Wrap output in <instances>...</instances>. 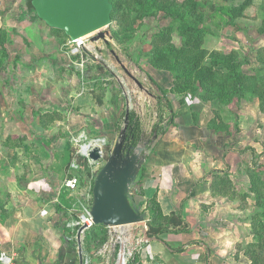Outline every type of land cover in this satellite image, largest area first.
Masks as SVG:
<instances>
[{"label": "rangeland", "instance_id": "rangeland-1", "mask_svg": "<svg viewBox=\"0 0 264 264\" xmlns=\"http://www.w3.org/2000/svg\"><path fill=\"white\" fill-rule=\"evenodd\" d=\"M29 1L0 0V171L10 169L11 164L5 158H23L20 171L33 168L48 173V177L49 174L59 176L61 180L70 175L71 164L77 161L82 165V170L77 173L83 180V191L70 198V193H63L70 219L81 215L84 205L89 204L90 197L93 198V176L105 165L111 150L108 146L104 158L92 161L91 165L79 153L83 146L105 138L102 124L95 121V114L100 113L99 119L103 116L112 119L116 106H120L123 112L127 104L130 108L132 105L140 118L138 130L151 137L154 123L160 132L165 129L163 124L169 121V99L171 103L180 100L174 94L165 93L173 88L174 77L153 67L156 49L165 54L171 48L190 50L192 47L195 50H192V56L199 57L204 64L211 61V56L216 58L215 54L224 57L234 54L233 62L240 64L239 71L264 80V64L259 61L264 59V51L259 55L264 49V0H250L251 5L238 19L232 18L231 10L243 6L248 0H196L202 4L205 2L196 8L191 0H112L113 6L117 7V17L105 29L110 35L107 42L100 41L99 46V42L93 45L89 41L90 48L83 57L69 56L70 38L41 23L37 13L29 8ZM171 3L187 10L184 22H177L175 17L167 14ZM168 26L172 28L171 32H167ZM179 28L192 30L180 31ZM202 30L204 33H199ZM97 45L105 54L98 58L93 52ZM125 68L143 84L144 89L141 90L129 77ZM214 70L218 74L212 90L207 93L214 99L202 104L201 128L213 118L215 111L223 107L213 89L226 81L224 76L229 71L222 63ZM225 88H228V94H233L232 98L237 96L238 89L230 83L224 85L223 91ZM189 97L192 98L190 105L202 103L199 97ZM240 99H234L224 109V124L230 125V135L226 137H233L230 142L235 141L229 150L232 152L230 167L234 177L215 174L214 180H225L227 184L223 191L227 195L221 201L225 210L220 211L217 221L231 216L233 220L226 219L224 226L240 234L237 257L231 255L230 261L252 264L245 253L261 242L252 225L264 223V216L260 213L262 209L250 178L257 176L264 181V112L260 110L259 101L248 92ZM163 105L167 109L163 111L167 112L164 118L159 115ZM123 115L119 118L118 134ZM179 131H174L176 141H173V147L180 149L183 143L179 140ZM201 133V130L196 132L198 139L203 138ZM106 135L110 142L114 139L111 131H106ZM218 140V137L211 138L215 146ZM213 150L214 156L219 158L222 155L215 147ZM241 152H248L243 155L249 160L256 158L258 166L252 164L254 167H249V180L241 179L235 166L238 158H243ZM150 163L154 164L155 159ZM15 165L16 162L12 164L13 173L18 171ZM238 165L243 166L242 161ZM142 177L139 176L133 192L138 201L142 199ZM9 180L5 178V181ZM130 227H121V231ZM99 228L87 234L93 262L84 257L83 264H117L121 244H117L115 250L109 249L111 253L106 252V244L115 234L107 227H101L100 231Z\"/></svg>", "mask_w": 264, "mask_h": 264}, {"label": "crops", "instance_id": "crops-1", "mask_svg": "<svg viewBox=\"0 0 264 264\" xmlns=\"http://www.w3.org/2000/svg\"><path fill=\"white\" fill-rule=\"evenodd\" d=\"M41 23L47 26L44 21ZM176 97L180 99L176 103H171L170 99L167 102L171 111L169 124L165 126L162 122L165 133L140 173L141 177L143 174L142 199L136 200L147 213L148 226L154 223L164 232L151 237L150 244L131 264H237L230 258L231 255L237 257L240 234L224 226L226 219L233 220L231 216L218 223L220 211L225 210L221 201L227 194L218 195L213 186L215 174L234 177L230 167L232 152L229 150L235 141L230 142L233 137L214 134L207 125L201 128L204 103L190 105L192 98L188 96L182 104L181 98ZM127 105L123 112L120 106H116L112 119L111 116L99 119L100 113L95 114V121L102 124V136L107 137L110 149L118 136L119 118L125 114ZM164 106L159 114L162 118L167 113L163 112L167 110ZM131 113L135 114V121L138 120L140 125V118L132 105ZM153 125L152 131L157 123ZM108 130L114 138L111 142L106 135ZM177 130H180L179 140L183 143L180 149L173 147V141H176L173 134ZM199 130L203 138L198 139L196 132ZM216 137L219 139L215 142L217 146L211 141ZM213 147L222 153L219 158L212 154ZM239 154L243 157L235 164L239 177L249 180V167H254L252 164L258 166L256 158H245L243 154L248 152ZM5 159L11 165L9 170L3 168L0 171V264H81L80 246L66 228L70 221L67 207L60 213L57 211L59 204H53L57 198L62 199L66 178L59 180V176L53 177L52 174L48 177V173L33 168L20 171L23 158ZM153 159L155 163L151 164ZM241 161L243 166L238 165ZM15 162L17 173H13L12 164ZM5 178L10 180L5 181ZM133 192L134 189V196ZM152 207L156 210L154 215L151 214ZM88 232L83 237L84 248H81L85 258L91 261Z\"/></svg>", "mask_w": 264, "mask_h": 264}, {"label": "water", "instance_id": "water-1", "mask_svg": "<svg viewBox=\"0 0 264 264\" xmlns=\"http://www.w3.org/2000/svg\"><path fill=\"white\" fill-rule=\"evenodd\" d=\"M32 6L38 17L50 28L63 31L73 41L90 36L89 41L96 44L100 41L107 42V37L110 36L105 29L112 25L114 6L111 0H33ZM125 70L139 88L144 89L143 84L128 69ZM162 139L163 134L157 132L151 137L142 133L136 143L128 104L109 158L94 180L90 214L96 226H146L147 213L142 211L143 205L136 202L132 191L148 157ZM134 143L136 144L133 145ZM102 158L101 148H94L90 152L92 161L98 162ZM85 229L86 226L78 233L79 243ZM80 244L79 253L83 264ZM120 251L123 252L124 248ZM117 264H124L123 255H119Z\"/></svg>", "mask_w": 264, "mask_h": 264}, {"label": "trees", "instance_id": "trees-1", "mask_svg": "<svg viewBox=\"0 0 264 264\" xmlns=\"http://www.w3.org/2000/svg\"><path fill=\"white\" fill-rule=\"evenodd\" d=\"M32 1L33 0H30L28 2L29 8L32 11H35L32 6ZM192 3L195 6V8L196 6L201 7L202 5L205 4V2L202 4L200 2H196V0H191V4ZM250 5H251V2L250 0H248V2H246L243 6L232 9L230 12L232 18L238 19L240 17H243L246 9ZM189 7L191 8L190 5ZM116 11H117V7L115 6L113 10V14H112V20H115L117 17ZM166 12L169 16L175 17L177 22L183 21L184 18L187 16V10H184L182 7L176 6L175 4H172V3ZM189 12L190 14H192L191 9ZM53 30L64 33L63 31H60L57 29H53ZM179 30L188 32V30H192V29H189V28L180 29L179 28ZM171 31H172V28L168 26L167 32H171ZM199 33L203 34L204 31L203 30L202 32L199 31ZM190 48H191L190 50L188 49L187 50L186 49L176 50L175 48H171L165 54H162V52L156 49L155 55L152 58L153 67H155L158 70L169 72L174 77L173 78V88H171L168 91L166 90L165 93L167 94L170 93V94L179 96L181 98L182 104H184L186 97L192 96V95L199 97L202 103H208L210 100L214 99L213 97L208 96L207 94L208 92L212 90V86L218 74V72L215 71L214 69H216L222 63V66L225 69H227L229 73L226 76H224L226 77V81L218 84L213 90L214 92L218 93L217 96L223 107H222V110L220 111L218 110L214 112L213 118L210 119L209 122L207 123V128L213 131V133L216 135H220L223 137L230 135V130H229L230 126L227 124V122L226 124H224V119H225L224 114L226 113L224 112V109H226L227 105H229L234 99L241 100L240 98H243V95L247 92L252 98H255L259 101L260 110L264 112V80L263 78L255 79L251 77L250 75L246 74L245 72L239 71L240 64L233 62V59L235 58L234 54L228 55L226 57H224V55L222 54H215L214 56H217L216 58L211 56L212 57V58L210 57L211 61L207 64H204L200 62L199 57L192 56V50H194V48L192 47ZM261 50L262 51L259 53V55H261L264 51V49H261ZM218 55H222V57H219ZM259 61L264 64V59H259ZM226 83H230L234 89L236 90L238 89V92H237L238 94H236L237 96H235L237 98L235 97L232 98L233 94H228L227 92L228 88H225L223 91L224 85ZM240 89H246V90L241 91ZM195 116H197L196 113H195ZM135 119H136L135 114L131 113L132 134L135 135L136 143H137L142 133L140 132V130H138L140 125L138 123V120L135 121ZM168 124H169V121H168ZM153 132L163 134L165 133V129H162V131L159 132V129L156 127ZM136 143H134L133 145H135ZM250 181L252 184V189L255 193V197H257L258 204L261 206V209H262V212L260 213L261 215L264 216V181L262 180V178L257 177V176H253L252 178H250ZM225 183H226L225 180L221 182L214 180L213 186L218 195L225 194L223 192L227 188V184L225 185ZM93 185H94V182H93ZM64 203H65V198L62 197L61 206L59 205L57 206L58 212L60 213L64 212L65 210V207H63ZM155 212L156 210L154 209V207H152L151 214L154 215ZM170 222L172 221L170 220L169 223ZM153 224L154 223H151V225L148 226L149 227V231H148L149 238L164 232V229L162 227H155ZM252 226H253V232L256 234V237L259 240L261 239V242L258 245L254 246L253 250L247 251L245 255L246 257L250 259L252 264H264V223L255 222ZM96 227H99V226H95L91 230H94ZM101 227L103 228L104 226H100V228ZM258 248H261L263 251H259Z\"/></svg>", "mask_w": 264, "mask_h": 264}, {"label": "built area", "instance_id": "built-area-1", "mask_svg": "<svg viewBox=\"0 0 264 264\" xmlns=\"http://www.w3.org/2000/svg\"><path fill=\"white\" fill-rule=\"evenodd\" d=\"M88 41H89L88 38H81L75 41L70 39L69 40V45H70L69 56H72V57L82 56L83 57L84 53L87 52L88 49L90 48L88 46ZM93 52L96 55L95 56L96 58L104 55L103 49L100 48L98 45L95 47ZM80 66L84 67V65H80ZM164 125L167 126L168 121ZM108 146L109 145H108L106 138L98 139V141H94V143H91V144L89 143L88 145L83 146L79 153L83 158L88 160L91 165L92 160L90 159V152L94 148L99 147L101 148L102 155L105 156V151H106L105 149ZM81 170H82V165L79 164L77 161H74L71 164V170H70L71 173L64 180L65 192H68L71 194V195H68V198L74 196V193L82 191L83 180L81 177H79L77 173ZM95 177L93 176V181ZM91 200H92V197H90V202ZM90 202L89 204L84 205V209H83L84 212L81 215L80 214L76 215L75 218H71V220L66 223V228L72 232L70 233V236L74 237L73 241L77 242L78 245L81 243L80 244L81 246L84 241L83 237L85 236V234L95 227L92 216L90 214L91 207H92L90 205ZM60 203H61V200L57 198L53 204L55 205V204H60ZM52 208L55 209L54 206H52ZM85 226H86V229L81 233V240L79 243L78 233ZM131 226L132 227H130L129 229L125 231H121L122 230L121 227H108V229L113 231V233L115 234L114 237L116 238V240L114 237H112L107 242L106 247L108 249L106 252L111 253V250L109 249L115 250V248L117 247V244H121L120 249L123 247L124 251L123 252L120 251V253L118 254V258H119V255L120 256L123 255L124 264H131L132 261H135V259L143 253L146 246L150 244V239H151L148 237L149 227L147 223H146V226H139V225H131ZM75 230H77L76 233H75ZM103 251H105V249ZM17 264H22V263H17Z\"/></svg>", "mask_w": 264, "mask_h": 264}, {"label": "clouds", "instance_id": "clouds-1", "mask_svg": "<svg viewBox=\"0 0 264 264\" xmlns=\"http://www.w3.org/2000/svg\"><path fill=\"white\" fill-rule=\"evenodd\" d=\"M124 120V119H123ZM112 148H113V145H112ZM59 206H61V203L59 204ZM63 207H65V205H63ZM56 208V207H55ZM65 209H66V207H65ZM69 211V210H68ZM144 212V211H143ZM69 219H70V217H69ZM71 220V219H70ZM146 222H147V218H146ZM96 226V225H95ZM108 228V227H107ZM84 254H83V259H84Z\"/></svg>", "mask_w": 264, "mask_h": 264}, {"label": "bare ground", "instance_id": "bare-ground-1", "mask_svg": "<svg viewBox=\"0 0 264 264\" xmlns=\"http://www.w3.org/2000/svg\"><path fill=\"white\" fill-rule=\"evenodd\" d=\"M90 37V36H89ZM89 37H84V38H88L89 39ZM90 40V39H89ZM88 43H89V41H88ZM90 44V43H89ZM94 45V44H93ZM94 143V142H93Z\"/></svg>", "mask_w": 264, "mask_h": 264}, {"label": "flooded vegetation", "instance_id": "flooded-vegetation-1", "mask_svg": "<svg viewBox=\"0 0 264 264\" xmlns=\"http://www.w3.org/2000/svg\"><path fill=\"white\" fill-rule=\"evenodd\" d=\"M138 142V141H137Z\"/></svg>", "mask_w": 264, "mask_h": 264}]
</instances>
